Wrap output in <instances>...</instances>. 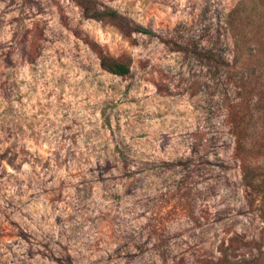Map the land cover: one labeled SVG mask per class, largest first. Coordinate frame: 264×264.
<instances>
[{
	"label": "rangeland",
	"instance_id": "374dc122",
	"mask_svg": "<svg viewBox=\"0 0 264 264\" xmlns=\"http://www.w3.org/2000/svg\"><path fill=\"white\" fill-rule=\"evenodd\" d=\"M95 1L119 16L0 0V264H206L259 239L232 120L264 131V0L236 34L241 0Z\"/></svg>",
	"mask_w": 264,
	"mask_h": 264
},
{
	"label": "trees",
	"instance_id": "16d2710c",
	"mask_svg": "<svg viewBox=\"0 0 264 264\" xmlns=\"http://www.w3.org/2000/svg\"><path fill=\"white\" fill-rule=\"evenodd\" d=\"M90 17L101 18L105 15L118 17L119 13L112 8L99 11L96 8L95 0H76ZM253 1L251 7H256L259 0ZM246 3L250 0H241L226 16L225 23L229 30H237L239 16L248 14L250 11ZM95 10V11H94ZM137 30L152 34L150 29L139 26ZM233 34H236L235 31ZM94 51L99 59L100 66L106 71L118 75L127 76L130 72L131 58L119 59L104 53L101 49L94 47ZM239 112V111H238ZM248 120L245 116H237L232 120L236 131L233 133L235 141V154L239 160L242 180L246 187L256 195L252 204H256L257 210L264 219V163L260 158L264 157V131L248 132ZM259 198V199H258ZM258 199V202L256 200ZM245 239L237 233L230 235L225 243L218 246L219 256L215 260H210L206 264H264L263 238Z\"/></svg>",
	"mask_w": 264,
	"mask_h": 264
}]
</instances>
